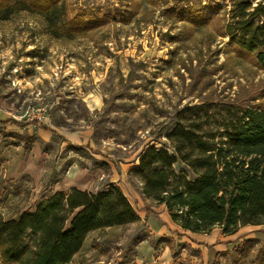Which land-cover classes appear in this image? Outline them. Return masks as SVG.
<instances>
[{"label": "rangeland", "instance_id": "1", "mask_svg": "<svg viewBox=\"0 0 264 264\" xmlns=\"http://www.w3.org/2000/svg\"><path fill=\"white\" fill-rule=\"evenodd\" d=\"M55 2L76 25L59 37L37 12L0 20V120L43 125L0 126V217L34 213L58 193L115 185L140 220L92 233L69 264L264 260V225L187 233L165 205L144 197L132 174L146 149L169 146L165 135L182 109L206 104L214 126L230 105L264 103L256 53L226 33L232 1Z\"/></svg>", "mask_w": 264, "mask_h": 264}, {"label": "trees", "instance_id": "2", "mask_svg": "<svg viewBox=\"0 0 264 264\" xmlns=\"http://www.w3.org/2000/svg\"><path fill=\"white\" fill-rule=\"evenodd\" d=\"M231 1L226 26L231 44L256 53L264 70V0ZM65 8L55 0H0V20L23 10L37 12L59 37L76 26ZM206 108L201 104L178 112L165 135L169 146L146 149L132 174L144 183V197L165 205L184 231L208 233L220 226L232 235L241 227L264 225V103L242 109L230 105L225 115H216L214 126ZM13 124L43 128L36 120H0L3 127ZM139 220L137 209L115 185L58 193L41 202L34 213L9 221L0 217V261L69 264L93 232ZM251 248H243L239 260L250 255ZM252 263L264 260L257 256Z\"/></svg>", "mask_w": 264, "mask_h": 264}, {"label": "crops", "instance_id": "3", "mask_svg": "<svg viewBox=\"0 0 264 264\" xmlns=\"http://www.w3.org/2000/svg\"><path fill=\"white\" fill-rule=\"evenodd\" d=\"M152 210H153V212H150L149 215H150V216H153V217H157V212H156L154 209H152ZM146 212H147V211H146ZM147 213H148V212H147ZM138 215H139V214H138ZM139 217H140V215H139ZM113 228H119V227H111V228H107V230H108V229H113ZM95 232H96V231H95ZM185 232H186V231H185ZM189 232H190V231H187V233H189ZM93 233H94V232H93ZM190 233H192V232H190ZM87 240H88V238H87ZM87 240H86V241H87Z\"/></svg>", "mask_w": 264, "mask_h": 264}, {"label": "built area", "instance_id": "4", "mask_svg": "<svg viewBox=\"0 0 264 264\" xmlns=\"http://www.w3.org/2000/svg\"><path fill=\"white\" fill-rule=\"evenodd\" d=\"M39 117H41V115H39ZM33 120H36V119H33Z\"/></svg>", "mask_w": 264, "mask_h": 264}]
</instances>
